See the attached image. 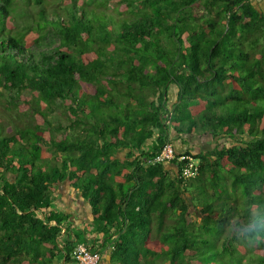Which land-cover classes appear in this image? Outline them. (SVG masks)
<instances>
[{
  "label": "trees",
  "instance_id": "1",
  "mask_svg": "<svg viewBox=\"0 0 264 264\" xmlns=\"http://www.w3.org/2000/svg\"><path fill=\"white\" fill-rule=\"evenodd\" d=\"M254 1L0 0V264H77L70 216L54 208L66 179L110 264H264ZM48 29L59 44L47 53ZM171 129L215 146L178 152ZM168 143L174 175L146 163ZM182 155L198 159L192 178Z\"/></svg>",
  "mask_w": 264,
  "mask_h": 264
},
{
  "label": "crops",
  "instance_id": "2",
  "mask_svg": "<svg viewBox=\"0 0 264 264\" xmlns=\"http://www.w3.org/2000/svg\"><path fill=\"white\" fill-rule=\"evenodd\" d=\"M170 98L172 100L176 97V87L171 88ZM170 134V140L173 141L176 145V148L178 152H181L185 150L188 147L195 148L196 150L202 149V148H208L207 146L204 147L199 142H195V140H192L195 138V136L189 135L188 133H183L179 135L177 132H175L173 129L169 130ZM181 137L187 138V140L184 143V140H182ZM201 137V136H200ZM150 142V141H149ZM127 149L121 150L118 153V156H121L122 159L126 158ZM166 164L167 168L171 170V174L174 175L175 172H177L178 167L174 164H170V162L164 163ZM54 208L57 210L66 212L69 214V221L67 224H65L66 228H69L70 231L73 233L72 235L79 232L86 233V230L89 228H92V234H86L85 239L82 240V242H90L95 243V245L102 249L103 251V260L102 264H110V257H111V251L113 249H108L107 252L104 253L105 249V243L107 241H104L105 234L100 232L98 230V225L94 221L93 215H92V206L88 200H86L79 189L75 188L73 185L70 184L69 179H66L65 181L59 183L57 187V191L54 193ZM66 235L63 237L65 238ZM61 241H63V239ZM110 243V242H109ZM54 264H62V262L54 263Z\"/></svg>",
  "mask_w": 264,
  "mask_h": 264
},
{
  "label": "built area",
  "instance_id": "3",
  "mask_svg": "<svg viewBox=\"0 0 264 264\" xmlns=\"http://www.w3.org/2000/svg\"><path fill=\"white\" fill-rule=\"evenodd\" d=\"M176 157L175 148L173 144L168 143L162 150L154 157L146 159L148 163H160L172 161ZM189 162L182 167V175L184 178L194 177L198 171V160L192 155L179 157L180 160L187 159ZM74 257L77 260V264H100L102 260L101 248L97 247L95 243L90 242H78L74 249Z\"/></svg>",
  "mask_w": 264,
  "mask_h": 264
},
{
  "label": "rangeland",
  "instance_id": "4",
  "mask_svg": "<svg viewBox=\"0 0 264 264\" xmlns=\"http://www.w3.org/2000/svg\"><path fill=\"white\" fill-rule=\"evenodd\" d=\"M254 2H255V4L257 6L264 7V0H255ZM22 16L25 18L24 15H22ZM58 39H59L58 35L55 32H53L51 29H48L46 38L42 41V44H41L40 49L41 50H45L47 53L50 52V50L56 44H59V40ZM32 49L34 51H36V52L39 51V49H38L37 46H33ZM28 55H31V54L30 53H26L25 56L24 57L22 56V57L26 60V58H27ZM10 94L11 93L9 91L6 92V96H7L8 99L10 98ZM57 110L59 112L60 109L57 108ZM0 119L3 120V122H5V123L8 122V117L7 116L3 117L2 115H0ZM56 120H58V117H57ZM192 140H195V142H199L201 140L200 143L204 147L207 146L208 148H210V147L212 148L213 146H215V144L212 143V141H211L212 138L209 137V136L208 137H205V136L199 137V136L196 135L195 138L192 139ZM8 175L11 176V173H8ZM97 225H98V223H97ZM92 233H94V232H92V228H89V229L86 230V233L85 234L83 232H79V234L77 233V235L79 236L80 240L82 241L83 239H85L84 237H85L86 234H92ZM112 238H115V236L113 235ZM107 243L109 244V239L107 240ZM108 249H110V247L105 244L104 253L107 252ZM101 254H102V260H103V251H102V249H101ZM102 260H101V262H102ZM252 264H256V263L255 262H252Z\"/></svg>",
  "mask_w": 264,
  "mask_h": 264
},
{
  "label": "clouds",
  "instance_id": "5",
  "mask_svg": "<svg viewBox=\"0 0 264 264\" xmlns=\"http://www.w3.org/2000/svg\"><path fill=\"white\" fill-rule=\"evenodd\" d=\"M198 160V159H197ZM167 162H171V161H167ZM146 163H148L147 161H146ZM149 164H151V163H149ZM155 164V163H154ZM65 231V230H64ZM76 236V234H74L73 235V237H74V239L75 240H77L76 242L78 243V242H82L81 240H80V238H77V237H75ZM85 242V241H84Z\"/></svg>",
  "mask_w": 264,
  "mask_h": 264
}]
</instances>
